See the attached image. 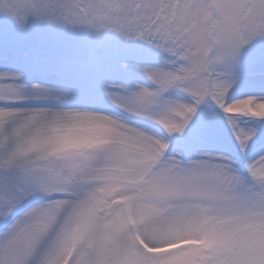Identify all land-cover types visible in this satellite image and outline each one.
I'll use <instances>...</instances> for the list:
<instances>
[{
  "label": "snow or ice",
  "instance_id": "obj_1",
  "mask_svg": "<svg viewBox=\"0 0 264 264\" xmlns=\"http://www.w3.org/2000/svg\"><path fill=\"white\" fill-rule=\"evenodd\" d=\"M0 264H264V0H0Z\"/></svg>",
  "mask_w": 264,
  "mask_h": 264
}]
</instances>
